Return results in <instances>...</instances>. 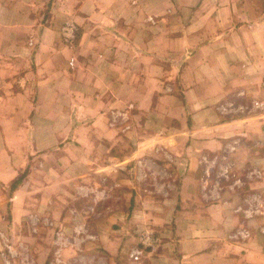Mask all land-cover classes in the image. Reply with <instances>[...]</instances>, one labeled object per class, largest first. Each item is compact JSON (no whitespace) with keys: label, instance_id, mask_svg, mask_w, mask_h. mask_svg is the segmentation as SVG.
<instances>
[{"label":"crops","instance_id":"1","mask_svg":"<svg viewBox=\"0 0 264 264\" xmlns=\"http://www.w3.org/2000/svg\"><path fill=\"white\" fill-rule=\"evenodd\" d=\"M137 225V264H264V0H0V264H131Z\"/></svg>","mask_w":264,"mask_h":264},{"label":"built area","instance_id":"2","mask_svg":"<svg viewBox=\"0 0 264 264\" xmlns=\"http://www.w3.org/2000/svg\"><path fill=\"white\" fill-rule=\"evenodd\" d=\"M61 36L63 39L64 44L68 48H73L77 34L78 29L75 24H73L70 21H67L64 23V25L61 28ZM70 65H72V60L70 61ZM154 232L151 230H145L141 233L139 239H138V245L134 249H132L129 252L128 258L131 262V264H137L141 261L142 256L147 252L154 250L157 247L158 240L154 236Z\"/></svg>","mask_w":264,"mask_h":264},{"label":"rangeland","instance_id":"3","mask_svg":"<svg viewBox=\"0 0 264 264\" xmlns=\"http://www.w3.org/2000/svg\"><path fill=\"white\" fill-rule=\"evenodd\" d=\"M226 185L229 183V180H227V179H225V182H224ZM85 203H86V201H84ZM85 203H82V202H76V210H81L82 209V205L83 204H85ZM79 212V211H78ZM80 214V213H79ZM69 215H70V213H69ZM84 215V214H83ZM106 226H104V228H105ZM150 227V226H149ZM148 227V225H142L141 226V228H139L138 227V225L137 226H133V227H131L130 226V231L132 232V233H134L136 236H137V238H138V234L139 233H141L142 231H145V230H152L154 233H157L158 234V232H160L158 229H156V227L155 226H152L153 228H149ZM48 228H52V227H50V225L48 226ZM116 228H119L118 226H116ZM159 228H161L160 226H159ZM53 229V228H52ZM136 230H138V233H136L135 231ZM158 231V232H157ZM56 232L57 231H53V234H52V248L53 249H56L57 247H58V243H57V237H56ZM63 232V231H62ZM61 236V235H60ZM66 236V235H65ZM63 239V240H62ZM87 242V244H86V246H89V241L88 240H86ZM60 242L62 243L61 245L62 246H68V247H70V246H72L73 247V243H74V241H73V239L71 238V237H69V240H66V238H63L62 236H61V239H60ZM129 242H131L129 245H127V246H125L124 247V250L127 252H130L132 249H134L135 248V240L134 239H131V240H129L128 241V243ZM78 243H79V241H78ZM137 243V242H136ZM5 249V248H4ZM4 251H7V249H5ZM8 256H9V254H8ZM9 259H10V257H9ZM54 259H55V254L53 255V256H51V259H49V262H48V264H58V263H55L54 262ZM37 264V263H36ZM72 264V263H71Z\"/></svg>","mask_w":264,"mask_h":264},{"label":"trees","instance_id":"4","mask_svg":"<svg viewBox=\"0 0 264 264\" xmlns=\"http://www.w3.org/2000/svg\"><path fill=\"white\" fill-rule=\"evenodd\" d=\"M23 179H24V176H21V177H19L15 182H13V183L11 184V186L9 187V191L12 192V191H14L15 189H17V188L21 185Z\"/></svg>","mask_w":264,"mask_h":264}]
</instances>
